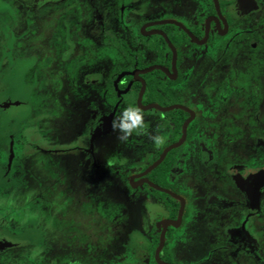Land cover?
Instances as JSON below:
<instances>
[{"label":"flooded vegetation","instance_id":"flooded-vegetation-1","mask_svg":"<svg viewBox=\"0 0 264 264\" xmlns=\"http://www.w3.org/2000/svg\"><path fill=\"white\" fill-rule=\"evenodd\" d=\"M50 2L43 50L0 29V264H92L70 180L100 200L102 242L103 196L120 201L100 264H264V0H163L154 19L146 0Z\"/></svg>","mask_w":264,"mask_h":264},{"label":"rangeland","instance_id":"rangeland-1","mask_svg":"<svg viewBox=\"0 0 264 264\" xmlns=\"http://www.w3.org/2000/svg\"><path fill=\"white\" fill-rule=\"evenodd\" d=\"M50 1L52 0H0V29L1 25L6 22H8L11 19L18 20L17 22L20 23L19 28H26L25 31L26 34H31L32 40L30 42V47L34 49V46H37L39 50H43V44L48 45L49 41L53 37L54 33H62L61 29L59 27V23H54L52 18H51V7L49 4L51 3ZM143 1V0H142ZM147 4L146 10L144 12H141V14L147 18V19H154V18H160L163 17V0H146ZM54 24H53V23ZM53 26V28H52ZM25 33V32H24ZM61 36V35H60ZM5 36H2L1 30H0V43L4 40ZM27 39V38H26ZM26 42V41H25ZM27 44V43H25ZM28 45V44H27ZM23 63V62H22ZM23 64H26L25 62ZM10 78L11 81L10 83L15 82V76H11ZM13 81V82H12ZM24 92L26 91V86L23 88ZM35 105V103H33ZM13 108V109H12ZM11 109L14 111H17L18 108L12 107ZM10 113V112H9ZM89 116V115H88ZM92 117V116H91ZM59 120L62 121L60 117H58ZM141 118V117H140ZM45 127L47 126L46 124L42 123ZM49 126V124H48ZM50 129V128H49ZM49 137L46 138V141L44 142L43 140H40L39 137H36L40 142L38 143L40 147L42 148H53V146H57V141L56 142H51L48 140ZM60 141L63 140V136L61 134V137H59ZM62 142V141H61ZM65 146V143H61V147ZM67 154H63L60 157L62 160L66 158ZM73 181L69 182H63L61 188L65 189L62 190V194L66 196V200L71 203V206L69 207L68 210H65L64 212L67 214L68 218L64 219L71 223L69 219L72 221L73 216H74V209L78 210L80 213V209H82L83 212H86V222H88V232L85 237H82L84 241L88 243V247L90 246H95L97 245L96 242L98 243L99 247L95 249H90L93 251V255L90 256V261L88 263L92 264H100L96 260V258L102 256L98 255H103L107 256L109 253L107 251V248H110L111 246H107V237L110 235L108 230L111 228H115L117 226L116 222V216L114 215V211L116 206V203L120 202L118 201V197L114 196L113 194H108L104 195V204H105V212L103 216V230H104V241L102 242L100 239L101 238H96L95 236H98L99 230H101V223L99 222V218L97 219V213H99V203L100 200H98V197L95 195H77L71 190L73 189ZM67 188V189H66ZM72 188V189H71ZM71 189V190H69ZM136 206L133 208V211H136ZM79 213L77 212V219H79ZM133 213H131V217L133 218ZM56 218H58L56 214ZM129 217L123 220H120V228L123 230L128 224H129ZM81 224V222H79ZM59 227L61 230H66L65 227H70L71 234L74 238V236L79 235L80 228L79 226L75 230L74 227H71V224H64L61 225L59 224ZM113 234V232H112ZM79 241V238L77 239ZM96 241V242H95ZM104 243V244H103ZM103 244V245H102ZM90 254V252H89ZM107 254V255H106ZM108 258V257H107ZM96 260V261H95ZM88 261V260H87ZM233 262L229 263L232 264Z\"/></svg>","mask_w":264,"mask_h":264},{"label":"clouds","instance_id":"clouds-1","mask_svg":"<svg viewBox=\"0 0 264 264\" xmlns=\"http://www.w3.org/2000/svg\"><path fill=\"white\" fill-rule=\"evenodd\" d=\"M134 110H136L135 108H133ZM127 121H130L131 123H128ZM135 122V117L132 118V120H128L127 118L123 121L121 127L124 128V129H128V128H131L133 127V124ZM115 121H113V128H115ZM144 127V125H143Z\"/></svg>","mask_w":264,"mask_h":264},{"label":"water","instance_id":"water-1","mask_svg":"<svg viewBox=\"0 0 264 264\" xmlns=\"http://www.w3.org/2000/svg\"><path fill=\"white\" fill-rule=\"evenodd\" d=\"M162 157H163V153H162V155L160 156L159 159H157L154 163H152V165L148 168V170H150L151 168H153L154 166H156L160 162V160L162 159Z\"/></svg>","mask_w":264,"mask_h":264},{"label":"snow or ice","instance_id":"snow-or-ice-1","mask_svg":"<svg viewBox=\"0 0 264 264\" xmlns=\"http://www.w3.org/2000/svg\"><path fill=\"white\" fill-rule=\"evenodd\" d=\"M134 122V121H133Z\"/></svg>","mask_w":264,"mask_h":264}]
</instances>
